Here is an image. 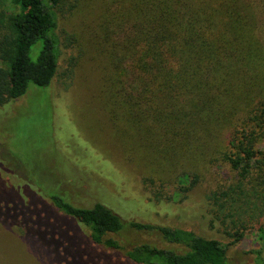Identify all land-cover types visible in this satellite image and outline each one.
I'll return each mask as SVG.
<instances>
[{"label":"trees","instance_id":"obj_1","mask_svg":"<svg viewBox=\"0 0 264 264\" xmlns=\"http://www.w3.org/2000/svg\"><path fill=\"white\" fill-rule=\"evenodd\" d=\"M60 3L0 0V108L22 97L29 84L50 87L57 78L63 52ZM108 6L110 121L121 133L125 124L141 131L145 125L142 145L159 156L145 161L178 172L173 201L199 183V163L234 173L210 201L217 221L225 225L223 217L231 218L236 225L247 214L245 206L255 207L252 198L264 196V0H109ZM40 40L43 47L33 62L30 51ZM150 136L157 149L149 148ZM52 201L58 211L88 227L94 245L119 251L118 241L108 236L125 230L157 239L128 250L130 263L228 264V245L218 239L125 223L100 203L80 208ZM1 219L8 231L16 225ZM260 232L264 239V229Z\"/></svg>","mask_w":264,"mask_h":264},{"label":"rangeland","instance_id":"obj_2","mask_svg":"<svg viewBox=\"0 0 264 264\" xmlns=\"http://www.w3.org/2000/svg\"><path fill=\"white\" fill-rule=\"evenodd\" d=\"M108 4L61 0L63 52L57 78L50 87L29 84L22 97L0 108V218L16 224L10 231L0 224V264H133L128 250L157 241L125 230L108 236L118 241L119 251L94 245L88 227L58 211L53 198L80 208L103 204L125 223L190 230L228 245V264H261L264 196L252 198V209L244 207V224L223 217V225L215 219L210 196L235 175L199 163V183L182 193L181 201H173L169 198L176 197L172 182L178 172L145 161L159 157L142 145L145 125L141 131L121 124V133L110 121L105 94L113 76L105 29ZM42 47L40 40L31 48L33 62ZM147 140L150 149L156 148L153 136Z\"/></svg>","mask_w":264,"mask_h":264}]
</instances>
